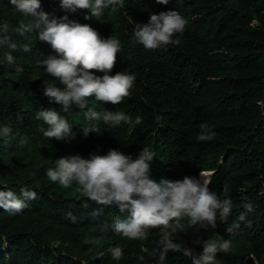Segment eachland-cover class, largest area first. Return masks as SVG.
Wrapping results in <instances>:
<instances>
[{
    "label": "trees",
    "instance_id": "obj_1",
    "mask_svg": "<svg viewBox=\"0 0 264 264\" xmlns=\"http://www.w3.org/2000/svg\"><path fill=\"white\" fill-rule=\"evenodd\" d=\"M41 5L50 16L67 15L104 38L119 39L122 50L110 75L127 71L136 80L131 96L119 105L91 97L85 109L72 106L65 113L43 94L44 86L62 85L37 64L56 53L36 33L21 35L20 22L33 18L15 11L10 0H0V38L8 35L9 43L16 45L15 49L0 45V128L12 129L10 135H0V190L19 195L28 187L37 193L22 214L0 209V264H160L158 255L148 254L159 239L158 229L143 241L111 230L101 233L100 225L126 219L128 213L111 206L94 216L101 206L88 200L75 183L65 189L46 175L63 156L87 159L115 149L135 159L144 147L156 154L151 174L157 182L186 176L202 179L203 173L211 181L210 191L233 202L226 220L217 214L216 228H186L174 242L193 247L198 237L231 238L232 249L217 253L219 264H264V0H169L167 5L125 0L124 9L106 10L90 19H85L90 16L87 10L66 12L60 0H41ZM169 10L188 21L178 34L180 44L145 49L134 37L136 24ZM8 53L14 57L11 65L5 59ZM49 109L66 117L72 127L69 140L43 135L41 129L47 125L36 119V113ZM89 109L123 111L132 122L112 127L89 120ZM137 116L142 117L138 125ZM202 123L215 132L212 140H197ZM246 203L253 211L241 221ZM237 224L239 228L227 231ZM93 238L100 243H89ZM115 246L123 249L120 260L109 252ZM195 250L202 252V247ZM163 264L191 261L182 252H169Z\"/></svg>",
    "mask_w": 264,
    "mask_h": 264
},
{
    "label": "clouds",
    "instance_id": "obj_2",
    "mask_svg": "<svg viewBox=\"0 0 264 264\" xmlns=\"http://www.w3.org/2000/svg\"><path fill=\"white\" fill-rule=\"evenodd\" d=\"M157 3L167 5L169 0H157ZM15 11L25 17L33 18L25 23L20 22L17 31L36 33L37 38L48 43L55 55L38 60L46 73L58 79L62 87L56 85L44 86V96L49 102L62 107L66 113L72 106L85 109L88 99L95 97L99 102L119 105L131 96L136 76L127 71L110 75L117 61V54L122 50L119 39L112 36L102 37L90 25L62 17L50 16L42 9L41 0H10ZM60 7L66 12L75 13L78 9L87 10L90 16L85 19L101 17L106 10L115 13L125 8V0H60ZM188 21L176 11L160 12L150 15L146 24H136L134 37L145 49L156 50L168 45L180 44L178 34H182ZM7 32V24L3 25ZM10 37L0 38V45L7 44L15 49L14 43H9ZM25 48V51H29ZM6 61L11 65L14 57L8 53ZM21 72V68L16 69ZM102 73L103 75H95ZM89 120H102L112 127L128 124L132 118L123 111L104 110L96 112L89 109L86 113ZM36 119L43 121L47 129H41L49 139L59 141L69 140L72 127L66 117L59 111L40 110ZM162 117H157L161 120ZM142 123V117L135 118V124ZM198 141H210L215 132L207 123L199 125ZM8 125L0 128V135L11 134ZM89 131L85 130L87 136ZM155 152L144 147L137 158L125 155L118 150H109L106 155L92 154L89 158L80 155L63 156L55 160V167L48 168L46 175L52 182H58L67 189L75 183L83 195L90 201L101 206L93 213L98 216L104 207L115 206L121 213L127 212L126 219L117 218L111 225H100L101 233H113L131 240H147L152 229H158L159 239L151 252L142 249L152 257L158 255L160 264L167 258L169 252H182L191 264H219L218 252H229L233 247L231 238L223 237L197 238L193 247H182L174 242L177 234L185 232L186 228L199 226L203 230L217 227V214L226 220L232 211L233 202L230 198L221 200L215 191H210V180L203 173L202 179L184 177L183 180L172 181L161 178L159 182L152 178L151 165ZM209 173V172H208ZM225 191L227 187L225 186ZM37 199V193L28 187L20 189L19 195L11 189L0 190V209L10 215L22 214L29 207L28 201ZM245 212L239 219L243 221L246 213L253 211V205L246 203ZM75 222L76 217H71ZM239 224L227 229L233 232ZM89 243H100L93 238ZM202 247V252H196L195 247ZM114 260L123 258V249L115 246L109 249ZM140 260L144 257L140 256Z\"/></svg>",
    "mask_w": 264,
    "mask_h": 264
},
{
    "label": "bare ground",
    "instance_id": "obj_3",
    "mask_svg": "<svg viewBox=\"0 0 264 264\" xmlns=\"http://www.w3.org/2000/svg\"><path fill=\"white\" fill-rule=\"evenodd\" d=\"M204 173H206V172H204ZM199 178H200V176H199Z\"/></svg>",
    "mask_w": 264,
    "mask_h": 264
}]
</instances>
